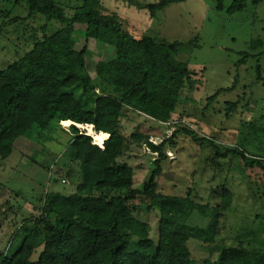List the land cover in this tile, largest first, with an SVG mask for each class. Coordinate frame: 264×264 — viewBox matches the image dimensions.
<instances>
[{
  "label": "trees",
  "instance_id": "16d2710c",
  "mask_svg": "<svg viewBox=\"0 0 264 264\" xmlns=\"http://www.w3.org/2000/svg\"><path fill=\"white\" fill-rule=\"evenodd\" d=\"M175 1L161 0L147 8L154 13ZM215 2L216 9L228 15L248 7L247 0H232L228 7L225 0ZM262 2L253 0L254 5ZM16 3L26 4L29 16L43 15L61 27L36 42L8 69L0 70V158L10 157L15 139H48L45 136L53 129L65 131L62 124L72 133L64 156L71 165H78L80 180L72 194L50 192L44 196L34 227L26 222L12 235L7 252L0 251V264H264V255L241 244H216L220 219L233 202L228 189L223 190L220 203L210 214L207 206L193 198L191 189L186 197L165 195L160 190L167 153L176 149L180 134L215 149L214 162L227 157L212 141L180 128L158 144L147 142L157 158L141 189L135 188L134 169L120 160L142 141L138 129L130 137L124 133L122 121L129 111L149 117L158 125L172 123L183 92H193L195 72L176 60L181 44L131 37L115 17L100 13L96 0H84V9L71 16L54 0ZM75 24L86 25L87 29L71 31ZM81 38L116 50L113 60L97 63L95 78L88 69L89 48L75 50ZM236 105L229 107L234 109ZM77 124L91 125L96 133L108 135L103 148ZM229 154L243 159L247 167L264 169L259 158L238 150ZM142 197L158 202L157 244L151 238V226L131 206ZM194 212L210 218L206 227L187 224ZM191 240L202 242L210 257L196 261L189 248ZM15 242L20 245L12 252ZM40 247L42 252L33 261Z\"/></svg>",
  "mask_w": 264,
  "mask_h": 264
},
{
  "label": "rangeland",
  "instance_id": "374dc122",
  "mask_svg": "<svg viewBox=\"0 0 264 264\" xmlns=\"http://www.w3.org/2000/svg\"><path fill=\"white\" fill-rule=\"evenodd\" d=\"M67 16L84 9V0H54ZM101 14L115 17L125 33L135 39L152 37L181 47L176 60L195 72L193 92L181 95L172 123L158 125L149 117L129 111L122 123L130 137L138 129L142 140L120 159L135 171V188L141 189L149 179L157 156L147 142L160 143L180 128H188L199 138L212 141L227 157L215 158V149L195 143L180 134L177 147L169 150L164 171L159 178L165 195L193 198L207 206L210 214L228 189L232 206L219 222L216 244L226 247L243 245L264 255V169L247 167L243 159L229 152L238 150L264 162V0L241 13L228 15L216 9L215 0H177L151 13L150 4L161 0H96ZM232 0H225L228 7ZM60 24L48 22L43 15L29 16L26 4L0 0V70L20 60L33 45L58 30ZM86 25H73L71 31H84ZM85 46L92 54L87 63L95 78L100 61L115 58V49L81 38L76 52ZM236 103L231 109L230 104ZM53 129L41 141L19 137L7 159L0 158V251L7 252L12 235L40 214L47 193L64 195L76 191L80 180L77 164L64 156L72 133L69 128ZM83 133L84 128L77 127ZM105 134V133H104ZM69 176V177H68ZM63 181H66L64 183ZM135 214L151 226V238L158 243L160 213L158 202L139 198L131 204ZM150 207V209H148ZM210 221L194 212L188 225L206 227ZM26 223V224H27ZM20 243L15 242L12 252ZM189 248L196 261L210 257L207 247L191 240ZM43 247L36 249V261ZM217 255H214V258Z\"/></svg>",
  "mask_w": 264,
  "mask_h": 264
},
{
  "label": "bare ground",
  "instance_id": "6f19581e",
  "mask_svg": "<svg viewBox=\"0 0 264 264\" xmlns=\"http://www.w3.org/2000/svg\"><path fill=\"white\" fill-rule=\"evenodd\" d=\"M76 126L80 128H84L88 132L87 134H89L94 138L95 144L101 146V148H103L104 142L109 138V136L104 133H96L93 129L94 127L91 125L77 124Z\"/></svg>",
  "mask_w": 264,
  "mask_h": 264
},
{
  "label": "built area",
  "instance_id": "2783aa9c",
  "mask_svg": "<svg viewBox=\"0 0 264 264\" xmlns=\"http://www.w3.org/2000/svg\"><path fill=\"white\" fill-rule=\"evenodd\" d=\"M86 135H89V134H87V133H85ZM92 137V136H91ZM95 143V142H94ZM153 143V142H152ZM156 155V154H155Z\"/></svg>",
  "mask_w": 264,
  "mask_h": 264
},
{
  "label": "clouds",
  "instance_id": "9594fccd",
  "mask_svg": "<svg viewBox=\"0 0 264 264\" xmlns=\"http://www.w3.org/2000/svg\"><path fill=\"white\" fill-rule=\"evenodd\" d=\"M99 147H101V146H99Z\"/></svg>",
  "mask_w": 264,
  "mask_h": 264
},
{
  "label": "water",
  "instance_id": "95a60500",
  "mask_svg": "<svg viewBox=\"0 0 264 264\" xmlns=\"http://www.w3.org/2000/svg\"><path fill=\"white\" fill-rule=\"evenodd\" d=\"M90 136V135H89Z\"/></svg>",
  "mask_w": 264,
  "mask_h": 264
}]
</instances>
